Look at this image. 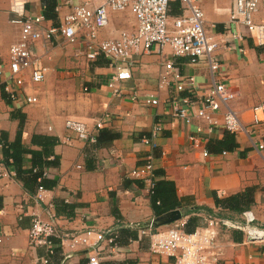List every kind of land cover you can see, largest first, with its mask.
<instances>
[{
  "label": "crops",
  "instance_id": "crops-1",
  "mask_svg": "<svg viewBox=\"0 0 264 264\" xmlns=\"http://www.w3.org/2000/svg\"><path fill=\"white\" fill-rule=\"evenodd\" d=\"M18 1L26 3L27 15L44 17L45 12L43 0H0V66L4 80L8 78L9 48L20 38V26L11 22L15 15L10 13L12 4ZM80 1L53 0L54 9L49 13L55 19L46 20L44 26L59 25ZM103 1L94 0L97 5ZM232 2L201 0L205 29L216 40L231 42L226 25ZM170 15H179V7L175 15ZM109 16V24L99 32V39L134 32L136 21L129 11H110ZM255 20L264 22L261 14ZM33 48L48 73L40 84L32 83L28 73L23 75L21 87L13 83L18 95L15 101L0 86V139L12 143L21 124L22 146L42 153V144L45 147L44 142L49 141L50 154L41 158L29 152L23 154L21 177L0 144V264H44V259L47 264H87L92 252L80 247L72 250L69 241L58 240L87 231L92 232L91 242L111 232L118 236L115 246L99 242L101 264H174V258L153 252L149 236L140 231L157 217L156 208L148 186L129 173L144 165L149 156L159 173L157 180L174 184L170 203L178 204L183 219L187 220L185 214L191 211L193 224L189 226H202L207 210L220 207L218 200L230 199L235 202L234 209L221 207L219 215L242 222L238 211H251L255 224L264 228V148L258 149L259 144L264 145V113L254 111L264 106V45L246 38L235 42L234 49L221 47L218 51L219 78L234 95L228 108L245 128V132L235 134L237 148L225 154L209 149L211 141L222 140L226 133L223 110L209 114L215 125L194 117L187 125L171 116L169 100L177 95L173 86L160 83L164 65L172 62L179 73L196 77L197 99L212 84L206 63L192 64L186 57H173L168 47L134 56L130 61L132 77L124 86L135 88L141 95L156 96L159 104L149 107L132 101L130 90L123 98L112 94L108 83L114 69L102 55L87 58L94 49L82 38L70 45L57 36L50 43L35 42ZM185 96L186 93L178 94ZM27 97H34L36 102L27 103ZM254 116L259 120L255 125ZM67 119L83 122L91 130L102 121L99 133L108 131L118 137L108 145H88L68 136ZM156 124L162 131L156 139L157 147L151 150L141 141L150 137ZM191 137L194 141L189 140ZM34 163H42L41 168H35L46 171L45 180L53 182L51 188H43L41 199L37 190L42 179L36 182L27 174L38 166ZM36 216L51 222L59 236L52 239L51 254L45 246L29 245L28 232ZM124 229L129 235L122 233ZM243 238L241 231L222 228L217 240V264H264V242L245 243Z\"/></svg>",
  "mask_w": 264,
  "mask_h": 264
},
{
  "label": "built area",
  "instance_id": "built-area-1",
  "mask_svg": "<svg viewBox=\"0 0 264 264\" xmlns=\"http://www.w3.org/2000/svg\"><path fill=\"white\" fill-rule=\"evenodd\" d=\"M172 1L179 3V15L174 17L170 15ZM200 3L201 0H104L97 5L94 0H81L72 6L71 13L64 16L59 25L45 27L46 20L43 16L27 15L25 2H14L10 13L15 17L11 22L20 26V38L9 48L8 78L5 80L4 70L0 66V86L3 85L9 99L15 101L18 95L12 86L13 83L15 87H21L23 75L28 73L32 83L40 84L48 73V68L43 65L33 48L35 42L50 43L57 36H61L66 43L74 45L82 38L94 49L87 54V58L94 59L102 55L114 69L115 73L108 87L115 97L123 98L126 91L130 90L129 98L132 101L154 107L159 104L156 96L138 94L135 88H126L124 84L132 77L130 61L134 56L149 53L155 48L161 51L168 47L173 57H186L192 64L206 63L212 77L211 86L202 96L194 99L198 83L196 77L183 75L174 68L172 62L166 63L164 73L160 76V83L165 85L171 83L177 93L169 100L171 116L187 125L192 123L193 117L215 125L216 122L211 120L210 115L223 110L225 131L232 134L245 132L236 115L228 108L234 95L230 93L227 84L219 78L221 65L217 55L221 47L227 50L234 49L235 42H242L246 38L251 39L256 45H264V22L255 20L258 14L264 18V0H233L226 25L231 42L216 40L208 34ZM110 11H129L136 21L134 32L123 31L117 38L99 39V32L109 24ZM181 93H186L187 96L178 97ZM26 102L35 103L36 99L27 97ZM258 110L264 113V106L254 108V111ZM258 122V118L254 116V125ZM102 127V121L95 123L94 130L74 119H67L65 122L68 136L91 146L96 145L97 135ZM161 131L162 127L159 124L154 125L150 137H143L141 142L154 150ZM189 140L194 141V138L191 137ZM263 148V144L258 145L259 150ZM207 155L208 152L205 151L203 156ZM129 174L133 179L148 186L150 197L156 180L152 158L149 156L144 165L134 168ZM43 177H47L46 171L43 172ZM43 191V187L39 186L37 190L39 199ZM221 211L223 209L218 207L207 213L204 224L192 233L184 231L186 219L183 218L160 231L151 228L140 231L142 235L149 236L150 249L153 252L174 258V264H217L219 256L217 240L222 228L241 231L245 243L264 242V228L255 224V217L251 211L242 212V222L222 217L219 215ZM91 235L92 232L87 231L58 240L60 243L69 241L72 250L76 247L87 248L92 252L87 264H101L99 242L106 241L108 245L115 246L118 236L111 232L106 237L99 235L91 242ZM53 238H59L55 226L51 222L34 217L28 232L29 245L45 246L51 254L54 248ZM47 262V259L43 260L44 264Z\"/></svg>",
  "mask_w": 264,
  "mask_h": 264
},
{
  "label": "trees",
  "instance_id": "trees-1",
  "mask_svg": "<svg viewBox=\"0 0 264 264\" xmlns=\"http://www.w3.org/2000/svg\"><path fill=\"white\" fill-rule=\"evenodd\" d=\"M49 1V2H48ZM53 0H43L44 2V8H45V12H44V18L45 20H54V16H51L49 12H52L54 9V2L53 4L51 3ZM171 12L170 14L175 15L177 13V8L179 7V4L177 1L171 2ZM21 124H20V130L18 131V135L16 136L15 140L12 143H8L6 141V139H0V144L2 145V148L4 150V154L7 157H11L12 158V164L16 166V168H18V176L22 177V173L19 169V167L22 164V158H23V154L25 153H31L34 157H39L41 158L42 155H49L50 152L48 151V149L51 146V143L49 141L44 142V145L42 144L43 147V151L42 153H38V152H34V151H30L27 150L25 147L22 146L21 144ZM118 137L117 134L114 133H110L108 131H101L100 133H98L97 135V143L96 145H94V147L97 146H104V145H108L112 140L116 139ZM35 139V137H33ZM32 138V141H33ZM46 148V151H45ZM237 148V144L235 142V134L229 133L226 131L224 137L222 140L219 141H211L209 143V149L213 152V153H223V152H232ZM10 153V154H8ZM35 165L38 166H33L31 171H29L27 174H29L30 176L33 177L34 181L37 182V179H42V185H40L43 188H51L53 186V182L50 181H46V177H43V172L40 169H37L35 167H42V163H34ZM34 168V169H33ZM36 170V171H34ZM154 174L159 175V173L155 172L154 170ZM28 175V176H29ZM174 194V184L171 181H164V180H155L154 182V186L152 189V193L150 195V199L152 201L153 206L156 208L155 211V215L159 216L165 212L174 210L179 208L178 204H171L169 199L170 197ZM235 202L230 200V199H224V200H218L217 201V205L222 207L223 209L225 208L226 210H233V206H234ZM198 209H195L193 211H196ZM208 213H211L212 210H207ZM238 212H244L243 210H239ZM191 213V211H188L185 214V217H187V220L185 222L184 225V231L186 233H192L194 232V230L196 229L195 226L193 225L192 227L189 226L193 224V219L192 217H189V214ZM123 234H127L129 235V231L127 229L122 230ZM135 237V236H133Z\"/></svg>",
  "mask_w": 264,
  "mask_h": 264
},
{
  "label": "water",
  "instance_id": "water-1",
  "mask_svg": "<svg viewBox=\"0 0 264 264\" xmlns=\"http://www.w3.org/2000/svg\"><path fill=\"white\" fill-rule=\"evenodd\" d=\"M183 211L180 208L165 212L147 223V227L156 229L162 226H169L175 222L182 220Z\"/></svg>",
  "mask_w": 264,
  "mask_h": 264
}]
</instances>
